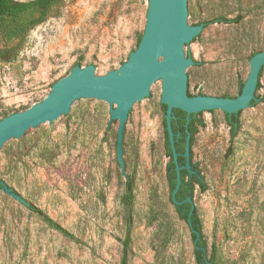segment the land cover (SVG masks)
<instances>
[{
  "label": "rangeland",
  "instance_id": "1",
  "mask_svg": "<svg viewBox=\"0 0 264 264\" xmlns=\"http://www.w3.org/2000/svg\"><path fill=\"white\" fill-rule=\"evenodd\" d=\"M147 10L148 0H55L44 11L0 18V121L41 102L78 64L95 65L99 76L120 69L138 47ZM188 13L191 26L241 17L204 26L185 46L195 62L187 69L191 94L238 97L251 58L264 51V0H188ZM261 84L233 141L223 112L199 116L205 127L195 136L192 162L207 190L196 184L193 203L215 264H264V73ZM161 88L154 83L130 111L124 168L119 122H110L109 105L95 99L77 100L67 115L4 144L0 264H196L190 228L170 200Z\"/></svg>",
  "mask_w": 264,
  "mask_h": 264
},
{
  "label": "water",
  "instance_id": "2",
  "mask_svg": "<svg viewBox=\"0 0 264 264\" xmlns=\"http://www.w3.org/2000/svg\"><path fill=\"white\" fill-rule=\"evenodd\" d=\"M188 15V0H148L145 31L128 61L120 69L103 76L96 74L95 65H76L67 76L54 83L50 93L41 102L0 121V149L6 142L24 136L31 128L67 115L75 101L95 99L109 105L110 122H119L117 151L119 163L124 168L123 133L130 111L134 104L149 96L154 83L161 81V104L167 107L166 131L177 171V185L172 198L176 204L191 203V225L190 218L195 209L193 200L187 198L183 202L176 201L182 183L181 170L186 169L194 174L190 163V136L187 137L184 154L186 165L180 166L172 127L174 110L186 112L188 121L191 115L202 112L221 111L232 116L246 110L252 101H258L256 91L259 74L264 66V51L251 58L249 74L238 97L191 96L188 92L187 69L195 62L186 56L185 46L201 34L204 25H189Z\"/></svg>",
  "mask_w": 264,
  "mask_h": 264
},
{
  "label": "trees",
  "instance_id": "3",
  "mask_svg": "<svg viewBox=\"0 0 264 264\" xmlns=\"http://www.w3.org/2000/svg\"><path fill=\"white\" fill-rule=\"evenodd\" d=\"M54 1L55 0H31L29 2H19L16 0H0V18H5V17L18 18L21 16L29 15L30 13L35 12V11H44ZM240 21H241V17H236L235 19H232V20L231 19H218L216 21H210L207 23H203V25L206 27L213 22L238 23ZM142 36L143 34L138 38L137 46L139 45L142 39ZM199 37L200 35L196 37L192 42L196 41L197 38ZM263 73H264V66L261 69L260 74H259V83H258L256 94L262 88L261 78L263 76ZM243 85L244 83L240 85L239 94L241 93ZM188 92L191 96H195L190 93L189 84H188ZM198 95H203V94H198ZM222 97L228 98L226 96H222ZM261 101H262V98H261ZM256 103H257L256 101H252L250 107L254 106ZM162 108L165 114L167 107L165 105H162ZM214 112L215 111H210V113H214ZM241 112L242 111H240L237 115L234 114L232 116H229L228 114L224 113L226 117V122L230 127L231 141H233L237 137L238 132L240 130V122H239L238 117L240 116ZM202 114L203 112L198 113L196 115H191L190 120L188 121L186 112L179 110V109L174 110L175 118L172 120V127H173V132L176 138L175 146H176V151L178 153V163L180 166L186 165V158L184 154L186 152L187 137L190 136L189 145H190L191 169L192 171H194V174H190V172L186 169L181 170L182 183L176 194L177 202H183L187 198H190L193 200L194 199V189H195L196 184L200 187L201 192H205L207 190V185L204 182V178L201 175V171L199 169L198 164H194L192 162V157H193L192 146L194 144L195 136L199 132L200 128L205 127V122L199 119V116H201ZM164 135H165L164 143H165V149H166V156L169 158V162L167 163V167H166V177H167L168 186L170 190L171 203L174 206L178 217L181 220H183L190 228L192 239L194 242V256H195L196 264H215V256L213 254L208 256L207 254L208 249H207L206 242L204 240V235L202 232V225L198 217V214L196 212V209H194L191 215V218H190L191 225H190L189 217H190V212H191V203L184 202L182 204H176L172 198V193L175 190V187L177 185V171H176V165L174 162L173 152H172L171 145L168 139V132L166 131L165 115H164ZM132 191H133L132 180L129 178L126 183V191L122 199L124 211H125L126 223L130 222V219L132 216L131 215ZM28 208L32 212L38 214L49 226L63 233L65 236L73 238L72 235H70L61 226L56 224L52 219H50L48 216L42 213L35 206L29 204ZM129 241H130L129 237H127L124 242L125 250L128 248ZM122 262L123 264H126L125 258L123 259Z\"/></svg>",
  "mask_w": 264,
  "mask_h": 264
}]
</instances>
